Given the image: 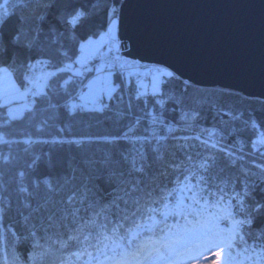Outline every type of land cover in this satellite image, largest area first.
Listing matches in <instances>:
<instances>
[{"label":"trees","instance_id":"trees-1","mask_svg":"<svg viewBox=\"0 0 264 264\" xmlns=\"http://www.w3.org/2000/svg\"><path fill=\"white\" fill-rule=\"evenodd\" d=\"M54 1L0 0V67L11 68L23 89L32 62L48 63L45 55L60 60L54 56L60 45L68 52L64 65L75 62L77 42L105 31L124 0H74L75 25L43 28ZM91 62L79 76L49 66L56 78L48 75L40 93L39 77L35 102L26 98L31 107L20 117H9L0 104V134L9 141L0 143V264H138L146 257L140 244L176 247L177 221L183 237L185 227L205 230L162 215L190 182L200 185L202 201L230 208L243 200L237 214L255 216L233 260L264 249V215L254 212L264 204V100L185 84L171 73L162 77V95L137 98L138 77L113 72L117 91L102 99L104 111L72 116L67 105L79 100ZM259 133L263 145L256 150ZM136 232L142 235L130 244ZM169 255L154 253L148 264H165ZM215 255L222 264L223 251ZM171 256L184 259L182 251Z\"/></svg>","mask_w":264,"mask_h":264},{"label":"water","instance_id":"water-1","mask_svg":"<svg viewBox=\"0 0 264 264\" xmlns=\"http://www.w3.org/2000/svg\"><path fill=\"white\" fill-rule=\"evenodd\" d=\"M122 53L264 100V0H124Z\"/></svg>","mask_w":264,"mask_h":264},{"label":"snow or ice","instance_id":"snow-or-ice-1","mask_svg":"<svg viewBox=\"0 0 264 264\" xmlns=\"http://www.w3.org/2000/svg\"><path fill=\"white\" fill-rule=\"evenodd\" d=\"M76 19L73 18L71 23L73 25L76 24ZM116 28H117V35L115 38H112L107 33V42L109 44V52H115V55L112 56L111 59H105L106 55L100 56V59L103 61L105 67L111 69L113 67L123 68L127 62L128 58L124 56L122 53V44L119 39L118 35V26L119 21H115ZM111 26H109L110 28ZM115 39V43L112 44L111 41ZM54 43H57L54 41ZM89 45H92V40H90ZM84 45L82 43L77 42V48L81 55L72 57L75 61V64H79L81 68L85 66L86 60L83 56ZM92 57H96V54L99 52L98 49H91ZM55 57H59L60 60L54 59L53 56L45 55L44 57L47 58L48 66L53 67L54 69H60V73H63L65 70H70L72 64L64 65L63 59L68 57V52L63 49V46L60 45L56 52L54 53ZM45 63V61H43ZM62 65H64L62 67ZM102 68H98L97 71H102ZM81 73L79 71L75 72L73 75L79 76ZM111 72L109 71L108 74L104 77L103 81L99 78V83L101 87L99 88H91L89 89L87 94H81L79 99V103L72 102L67 105L66 110L69 112L70 115L75 116L81 110L83 111H104L102 106V98L103 97H110L116 91V85L110 82ZM166 75L171 76L170 73H165ZM50 76L53 77V80L56 78L57 73L52 72L49 73ZM65 84H69V80L64 81ZM97 82H94V84ZM159 84L162 86L163 81H160ZM146 93L140 92L137 94V98L145 95ZM161 87L155 86L152 90V95H162ZM158 104L163 105L164 101L159 100L157 101ZM96 106L94 109H88V105ZM2 133V130H0ZM7 134H0V143H9L8 139L6 138ZM37 143H45L47 141H36ZM25 143H32V141H25ZM203 201L202 200H191L187 201L183 197L179 198V201L176 205L175 211H171L169 213H163L165 221L169 219V217H178L185 221L187 224L196 225L199 224L205 230L202 233H196L192 229L187 227L184 228V232L186 233L185 237H180L174 241L176 247H173L169 244H165L163 248L156 249L153 245H145L140 244L138 252L141 255H145L147 260L146 261H138V264H148L150 258L153 254L162 255L164 253H168L171 255H175L177 252L182 251L184 255V259L180 261H175L169 259L165 261V264H212V262L217 258L216 252L219 250L223 251L222 257V264H237L235 260H233V253L240 251L239 243H245V229H252L255 226L256 218L252 214H249L248 217H243L242 215H238L236 212V208L240 207L243 210L244 201L241 200L239 205H236L234 202L227 210L226 213L216 217L213 220L212 226L205 225L203 221H201L200 216V209L202 208ZM264 208V204H257L254 208V212L260 215H264L261 213V209ZM159 221H157L158 223ZM181 226L179 224L175 225V228L179 229ZM145 231H151V228H146ZM163 231V230H162ZM141 232L132 233L129 243L131 244L133 240H139L141 237ZM168 235H172L169 231ZM260 238L264 241V233L260 234ZM239 242V243H238ZM255 247V245H253ZM151 249V250H150ZM246 251V249H245ZM264 251V249H261ZM7 264V262H5ZM12 264V262H11Z\"/></svg>","mask_w":264,"mask_h":264},{"label":"rangeland","instance_id":"rangeland-1","mask_svg":"<svg viewBox=\"0 0 264 264\" xmlns=\"http://www.w3.org/2000/svg\"><path fill=\"white\" fill-rule=\"evenodd\" d=\"M76 5H77V3L74 0H55L54 3L52 4L51 8H50V11H49V13L45 19V22L43 23V28L55 26V27H58L61 29V28H65L69 25H72V23H71L72 19L76 18L77 16L71 17V15H69V11L72 10L73 8H75ZM117 20L119 21V16H116L114 13V10H112L111 19L109 22V26H111V27L110 28L107 27V29L105 31L101 32L99 35H97L95 37L94 36L90 37L87 40L83 41V42H86V43H83V45L85 46L84 51H83V56H84V59L86 60L85 66L87 65L88 59L90 57H92L91 49L92 48L99 49L100 44H101V47H100L101 49L99 50V52H104L106 54H112L113 53V52H109V44L106 41L107 46H106V44L104 45V43H105L104 41H105V39H107V33L111 37L117 35V28H116V24H115V21H117ZM90 40H92V45H89V43H88ZM120 40L123 41L122 39H120ZM99 42H100V44H99ZM123 50L125 51L126 48ZM79 55H81V53H79ZM125 57H127L128 60L130 58L136 59V58H132L129 56H125ZM93 61L91 63H93ZM138 61H140L142 65H145V68H146L145 70L147 71V73H141L143 75H139V76L135 75L136 77H138L137 80H138V83L140 86L139 87L140 92H144V93L152 92V90L155 86H160L162 88V86L159 84V82L164 81V80H162V77H163V75H166L165 73H171V74L177 75L176 73H174L172 70H170L165 65L155 63V62L143 61L140 59H138ZM69 64H72L70 71H72L73 73H75L77 71L81 72L82 68L79 64H75V62H71ZM96 67L102 68L104 70L103 66L96 65ZM95 71H96L95 75L100 74L99 71H97V68ZM49 73H50V68L48 66V69H47V72L45 73V75H41V78H42V81L44 84L42 85V88H41L42 90H39L40 93L44 91V87H45L47 80H48L47 76L49 75ZM111 73H112L111 77L109 78L110 82L115 84L116 88H117V83L115 81V74L113 72H111ZM107 74H108V72L91 78L88 82L87 89L85 90L84 93L87 94L90 87L91 88L101 87V84L99 83V79L101 81H103L104 77ZM179 78L185 84H193L188 79L182 78L180 76H179ZM94 82H97V83L94 84ZM15 84H17L18 86H21L19 84V82L17 81L12 69L9 67H6V66L0 67V104L2 105V107H6V109L8 111V115L11 118L20 117L27 109H29L31 107V105H29L26 102L27 93H26V91H24L23 88H22L23 92L20 91L18 93L19 96H15L14 98L6 97V95L12 91ZM193 85H195V84H193ZM104 98H108V97H103L102 99H104ZM72 102L79 103V100L72 101ZM101 103H102V101H101ZM93 106L94 105L89 104L87 107L91 108ZM258 135H259L258 136L259 139H257L255 141V143L257 142L256 143L257 145L256 144L254 145L256 150H258L259 148L262 149V145H263V141H262L263 136L261 133H259ZM258 144H259V146H258ZM200 191H201V187L197 183L193 184L190 182V183H188V185L182 186L179 189V191L177 192L176 200L172 204V206L170 207V211H175L176 205L179 201V198H181V197H183L187 201H191L193 199L194 200H201L200 197H198L200 194L199 193ZM228 209H229V207L224 206V204L216 203V204L212 205L207 200H204L202 208L200 209V213H201L200 218L205 219V222L209 223L208 226H212L213 220L216 217L223 215V214H221L220 211L225 210L227 212ZM155 224H156L155 218L150 219L148 225L154 226ZM177 224H178V221H177ZM179 230H181V227L179 228ZM195 232L201 233L199 231H195ZM173 233L176 237H183V235L181 234L182 232H178L177 228ZM216 259H218V257ZM146 260H147V258L145 257L144 261H146ZM214 261L212 262V264H215ZM236 262H237V264H264V253L258 249H253V250L249 249L246 253H244V256H242L240 259L236 260Z\"/></svg>","mask_w":264,"mask_h":264},{"label":"built area","instance_id":"built-area-1","mask_svg":"<svg viewBox=\"0 0 264 264\" xmlns=\"http://www.w3.org/2000/svg\"><path fill=\"white\" fill-rule=\"evenodd\" d=\"M112 38H115V37H112ZM111 43L114 44L115 39H113L111 41ZM121 51H124V50L121 49ZM105 54L106 53H104V52H99L96 55L93 63H91V65L88 68L83 70V74L81 76L82 83L79 85V90H78L79 92H81L84 89L85 84L87 82L86 79L88 78V75H89L91 69L94 68L93 66L97 65V64L99 66H104L103 61L100 59V56H103ZM114 55H115V52H113L112 54H107L105 59H111L112 56H114ZM43 61L44 60H36V61L32 62L28 68L27 73L24 76V90L27 93V100L31 103H34L35 99H36L35 82L39 79V77L41 75H45V73L47 72V69H48V63L46 61L44 63ZM145 69H146L145 65H142L141 62L138 61V59H131V58L128 60L127 64L122 69L119 67H113L111 69L108 68L109 71L115 72V73H117L119 75H123V76L143 75L141 73H147V71ZM258 146H259V144H258Z\"/></svg>","mask_w":264,"mask_h":264},{"label":"crops","instance_id":"crops-1","mask_svg":"<svg viewBox=\"0 0 264 264\" xmlns=\"http://www.w3.org/2000/svg\"><path fill=\"white\" fill-rule=\"evenodd\" d=\"M108 27H109V25H108ZM106 41H107V39H105V43H104V45L106 44ZM82 44L83 43H86V42H81ZM99 44H100V42H99ZM103 45V46H104ZM101 44L99 45V49L98 50H100L101 48ZM93 58L94 57H90L89 59H88V61H87V65L93 60ZM97 69H98V67H97ZM106 72H109V71H106V70H103V71H99V73L100 74H98V75H95L94 77H96V76H99V75H101V74H103V73H106ZM96 73V72H95ZM93 78V77H92ZM89 82V81H88ZM44 83H43V81L39 84V90H42L41 88H42V85H43ZM87 86H88V83H87ZM87 86H86V88L84 89V91L82 92L83 94H84V92H85V90L87 89ZM45 87H46V85H45ZM45 87H44V91H45ZM20 91H22V87L21 86H18L17 84H15L14 85V87H13V89H12V91L9 93V94H7L6 95V97H11V98H14L15 96H19L18 95V93L20 92ZM43 91V92H44ZM23 92V91H22Z\"/></svg>","mask_w":264,"mask_h":264},{"label":"bare ground","instance_id":"bare-ground-1","mask_svg":"<svg viewBox=\"0 0 264 264\" xmlns=\"http://www.w3.org/2000/svg\"><path fill=\"white\" fill-rule=\"evenodd\" d=\"M112 37H116V36H112ZM119 39H120V37H119ZM106 46H107V44H106ZM126 56V55H125ZM137 59V58H136ZM93 60H95V58H93ZM98 65V64H97ZM94 68H92L91 69V71H90V73H89V78L88 79H86L87 81H89L92 77H94L95 76V70H96V65H94L93 66ZM104 67V66H103ZM84 68V67H83ZM104 70H106V71H108V68H106V67H104Z\"/></svg>","mask_w":264,"mask_h":264}]
</instances>
